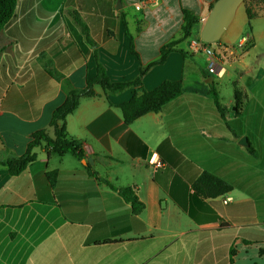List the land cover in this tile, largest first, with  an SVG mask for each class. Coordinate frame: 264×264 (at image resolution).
<instances>
[{"label": "crops", "instance_id": "0c3cea01", "mask_svg": "<svg viewBox=\"0 0 264 264\" xmlns=\"http://www.w3.org/2000/svg\"><path fill=\"white\" fill-rule=\"evenodd\" d=\"M215 1L17 0L0 30V158L22 155L37 130L52 137V111L85 86L96 64L111 81L135 79L180 38L185 12L198 20L174 47L192 57L191 35H200ZM235 15L209 46L225 68L221 77L206 65L196 74L195 58L188 65L173 51L147 70L143 87L183 80L186 65L193 84L158 112L125 124L117 105L130 88L106 94L95 85V95L79 99L65 128L84 163L37 148L18 175L0 164V264H264V122L256 119L264 111V3L244 0ZM244 36L249 43L240 48ZM223 85L230 92L221 100ZM236 89L243 96L238 113ZM152 153L161 168L148 163ZM202 172L232 189L198 196L193 184ZM100 178L130 188L143 210L134 215Z\"/></svg>", "mask_w": 264, "mask_h": 264}, {"label": "trees", "instance_id": "16d2710c", "mask_svg": "<svg viewBox=\"0 0 264 264\" xmlns=\"http://www.w3.org/2000/svg\"><path fill=\"white\" fill-rule=\"evenodd\" d=\"M16 2L17 0H0V30L14 16ZM250 2L257 4L259 2L264 3V0H250ZM246 13L248 19H251L252 14L249 7L246 9ZM197 20L196 17L185 12L184 25L182 26L180 38L162 46L158 59L141 67L138 76L131 81H111L104 68L100 64H96L95 74L86 79L85 86L83 88L70 90L64 101L52 111L49 127L53 131V136H49L45 129L35 131L31 134L26 150L22 155L0 158V164L7 169L10 175H18L36 159L37 154L35 150L37 148H41L47 156L52 154L62 156L66 153H70L76 159L83 160L84 155L80 144L67 135L65 119L76 109L79 99L82 96L95 95L93 89L95 85L100 86L106 94L120 92L128 88L132 89L131 97L127 101L117 105L125 124H130L147 113L158 112L161 110L167 102L176 98L184 91L182 80H163L154 88L147 90L143 87L142 77L151 66L164 63L168 54L173 51H178L184 58L186 57V54L183 51L177 50L174 46L176 43L190 35L191 28ZM249 26L250 25L248 24V28ZM127 35L129 38V49L131 53L135 55L132 38L128 33ZM208 92L213 96L214 103L218 110L221 111L222 109L218 105V94L216 88H214L212 84L210 85ZM234 99L235 113H238L241 108L243 96L237 89L235 90ZM86 168L89 173L93 174L87 164ZM46 178L50 186H53L56 180V171L47 172ZM100 180L106 183L110 188L116 190L122 199L130 204L134 215L139 214L143 210V203L138 200L130 188H116L109 181L101 178ZM193 188L196 194L201 197H216L217 195L227 193L232 189L228 183L208 172H202L199 175L193 184Z\"/></svg>", "mask_w": 264, "mask_h": 264}, {"label": "water", "instance_id": "95a60500", "mask_svg": "<svg viewBox=\"0 0 264 264\" xmlns=\"http://www.w3.org/2000/svg\"><path fill=\"white\" fill-rule=\"evenodd\" d=\"M244 0H216L212 5L200 32V39L206 43L218 41L232 22L237 7ZM240 144H246L243 137ZM84 163V160H82Z\"/></svg>", "mask_w": 264, "mask_h": 264}, {"label": "built area", "instance_id": "2783aa9c", "mask_svg": "<svg viewBox=\"0 0 264 264\" xmlns=\"http://www.w3.org/2000/svg\"><path fill=\"white\" fill-rule=\"evenodd\" d=\"M145 1L146 0H142L141 4ZM141 4L137 5L136 8L139 9ZM248 43H249L248 38L244 36L238 42L237 46L240 48H245ZM189 48L191 50H195V51H202V52L209 55L207 58V65H206V70H207L208 74H210L214 77H221L223 75V73L225 71L224 66L222 65L220 60L216 57L214 52L209 48V45H207L206 42L202 41L201 39H200V41H196V40L192 39L189 41ZM148 163L154 169H158V168H161L163 166L162 161L157 157V155L155 153L151 154V156L148 160ZM228 200H229L228 198H224L222 200V202L227 203Z\"/></svg>", "mask_w": 264, "mask_h": 264}, {"label": "rangeland", "instance_id": "374dc122", "mask_svg": "<svg viewBox=\"0 0 264 264\" xmlns=\"http://www.w3.org/2000/svg\"><path fill=\"white\" fill-rule=\"evenodd\" d=\"M234 20L235 21H233V22H236V21L239 20V13L238 14L236 13ZM245 29H248L247 28V25H246ZM191 36H192V39H194L196 41H200V35L195 34V35H191ZM206 44L209 45V46L212 45V43H206ZM261 46L264 48V42H261ZM191 51H192V53H191L192 54V57L195 58L196 63H197V67H198L196 74H198V71L202 74L203 73L204 66L207 65V59L205 61L206 54L205 53H202V51H195V50H191ZM186 57L188 58L186 60V64L189 65V61H190V59L192 57L187 56V55H186ZM187 68H188V66L186 65L185 66V71H184V79L182 80L183 87H187V86L193 84L192 83L193 81H192L191 77H188L189 75H187V71H188ZM261 74H264V63H263L262 69L260 71V76H261ZM260 80L263 82L264 79H260ZM219 89L221 91L220 92L221 100H223V98H226V96L229 94V92H230V86L229 85H223ZM212 98H213V96H212ZM218 98H219V96H218ZM259 101L264 106V87H263V90H262L261 95L259 96ZM256 119H259L260 121L264 122V111H261L260 114H259V116L256 117Z\"/></svg>", "mask_w": 264, "mask_h": 264}]
</instances>
